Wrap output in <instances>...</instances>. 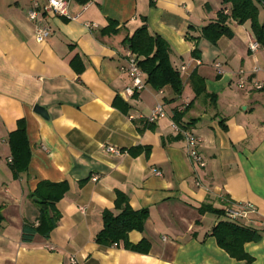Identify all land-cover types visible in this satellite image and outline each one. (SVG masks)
Segmentation results:
<instances>
[{"label": "crops", "instance_id": "1", "mask_svg": "<svg viewBox=\"0 0 264 264\" xmlns=\"http://www.w3.org/2000/svg\"><path fill=\"white\" fill-rule=\"evenodd\" d=\"M35 1L47 0H0V264H73L72 256L75 264H264V88L236 85L240 69L247 81L264 80V47H249L250 20H229L232 34L212 43L201 30L228 10L222 0H69L76 17L40 15L52 32L39 39L27 14ZM142 17L171 47L180 94L170 84L153 87L145 73L144 87L126 93L132 78L121 69L129 50L123 39ZM193 72L205 92L196 94ZM36 103L49 118L34 111ZM158 103L165 115L148 121ZM20 118L31 155L14 176L8 138ZM185 124L200 137L203 166L189 154ZM42 180H66L68 190L55 203L49 235L39 230L24 242L23 223H38L31 193ZM117 192L132 208L148 209L143 229L128 233L134 244L147 240V251L95 241L103 211L118 212ZM244 201L256 211L236 221L261 237L243 244L245 256L230 255L212 229Z\"/></svg>", "mask_w": 264, "mask_h": 264}, {"label": "trees", "instance_id": "2", "mask_svg": "<svg viewBox=\"0 0 264 264\" xmlns=\"http://www.w3.org/2000/svg\"><path fill=\"white\" fill-rule=\"evenodd\" d=\"M229 4L228 10L224 8L217 12L215 20L208 22L202 27L201 33L210 42L215 43L222 35H231L232 30L228 24L229 20L243 23L250 20V27L255 40L261 47H264V20H259L258 4L264 5V0H222ZM143 23L138 26L130 35H126L123 42L128 49L138 57V64L145 73L146 81L155 88H161L165 84H170L177 94L183 90V81L180 72L173 66L170 60L171 47L167 40L159 33H152L148 30L146 18L142 17ZM111 20L109 25H114ZM114 29V27H113ZM104 30V29H103ZM199 49L195 47L192 54L198 55ZM196 94L205 92V86L199 75L192 73L190 76ZM198 82L199 84H197ZM198 85V86H197ZM208 93V92H206ZM210 94V93H209ZM212 95V94H210ZM182 112H174L173 118L181 127L180 118ZM186 124L183 126L186 128ZM11 158L10 168L14 176L28 169L31 150L26 131V119L20 118L17 127L10 132L8 138ZM68 190L66 180L53 182L42 180L31 193L39 204L38 223L24 222L22 225L21 238L24 242L33 239L36 232L43 231L44 236H48L50 230L56 225L59 217L57 210L54 209L55 203ZM115 208L118 212L110 209L103 211V227L95 235V241L104 245L122 244L130 249L147 251L149 243L142 239L137 244L129 241V231L136 229L142 230L145 219L148 216V209H134L128 203L127 196L122 192H117L115 198ZM202 206L200 209L205 208ZM223 213L222 210H216ZM3 214L0 206V226ZM212 233L215 235L218 244L223 247L230 255L245 256L243 244L249 240H259L261 234L255 227L242 224L236 220L221 219L213 227Z\"/></svg>", "mask_w": 264, "mask_h": 264}, {"label": "built area", "instance_id": "3", "mask_svg": "<svg viewBox=\"0 0 264 264\" xmlns=\"http://www.w3.org/2000/svg\"><path fill=\"white\" fill-rule=\"evenodd\" d=\"M47 12L68 16L70 18L76 17L74 15H71L69 12V0H47L44 3H39L35 1L33 6L28 10L27 14H28V17L36 23L35 24V35L39 39H44L48 37L52 32V28L50 25L46 23H42L38 20L40 15L47 13ZM86 25L92 26L94 25V23L86 22ZM258 46H259V43L256 40L249 44V47L251 49H256ZM127 58L128 59H127L126 65L121 66V69L127 71L132 78V84L126 88V93L129 95H132L137 89L144 87L145 85L144 72L141 70L138 64V57L134 53H132L130 50H128ZM214 66L219 71L222 70L220 62H215ZM238 73H239V76L236 81V85L238 87L245 88L247 87V85L251 84V86L255 89L264 88V80L247 81L243 77L242 69H240ZM164 115H165V110L163 108V104L158 103L152 109L151 113L146 117L148 121H154L157 117L164 116ZM177 126L179 125L177 124ZM182 132L184 135V139L187 142L189 154L191 158L200 166L205 165L204 159L202 158V156L199 154V152L196 149V144L199 142L200 137L196 133H194L193 131L187 128H184ZM107 149L109 151H113L117 153L120 151L118 148L114 146H107ZM156 172L159 173L158 171ZM254 211H256V209L251 202L249 201L238 202V203H235L233 206L226 208V216L230 220H237L239 218H249V214ZM70 261L73 264L77 262L74 256L70 258Z\"/></svg>", "mask_w": 264, "mask_h": 264}, {"label": "water", "instance_id": "4", "mask_svg": "<svg viewBox=\"0 0 264 264\" xmlns=\"http://www.w3.org/2000/svg\"><path fill=\"white\" fill-rule=\"evenodd\" d=\"M34 111L39 113L41 116L45 117V118H49V113L48 110L45 106L36 103L33 107Z\"/></svg>", "mask_w": 264, "mask_h": 264}]
</instances>
